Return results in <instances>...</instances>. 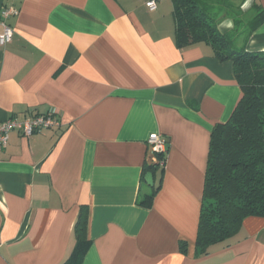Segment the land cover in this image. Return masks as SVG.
Returning <instances> with one entry per match:
<instances>
[{
    "label": "crops",
    "instance_id": "crops-1",
    "mask_svg": "<svg viewBox=\"0 0 264 264\" xmlns=\"http://www.w3.org/2000/svg\"><path fill=\"white\" fill-rule=\"evenodd\" d=\"M147 1L0 0L18 11L0 46V122L60 121L12 131L0 152V264H264V218L195 249L210 136L241 92L210 47H176L171 0L151 12ZM253 5L264 12V0L242 10ZM245 49L264 51V21ZM154 133L167 143L161 163ZM82 207L90 244L73 259Z\"/></svg>",
    "mask_w": 264,
    "mask_h": 264
},
{
    "label": "trees",
    "instance_id": "trees-1",
    "mask_svg": "<svg viewBox=\"0 0 264 264\" xmlns=\"http://www.w3.org/2000/svg\"><path fill=\"white\" fill-rule=\"evenodd\" d=\"M244 1L171 0L176 47H210L216 60L232 63L241 92L229 119L216 125L210 136L195 240L199 255L236 236L245 219L264 218V51L245 49L264 21V12L257 5L244 12ZM225 20L233 26L221 33L218 26ZM165 153L156 155L160 163ZM156 191L142 195L138 204L150 208ZM87 221L88 211L82 207L74 224L76 244L70 258L80 259L90 244Z\"/></svg>",
    "mask_w": 264,
    "mask_h": 264
},
{
    "label": "built area",
    "instance_id": "built-area-1",
    "mask_svg": "<svg viewBox=\"0 0 264 264\" xmlns=\"http://www.w3.org/2000/svg\"><path fill=\"white\" fill-rule=\"evenodd\" d=\"M163 0H148L145 7L148 11H154L157 3ZM18 11L14 8H3L0 10V46L4 47L11 42L12 30L7 24L9 17L16 16ZM60 127V121L52 114L35 115L19 121L16 118L0 122V152L3 151L8 142L9 134L17 130L25 137H30L35 133ZM148 146L153 155L162 154L166 151V141L158 134H151L148 137Z\"/></svg>",
    "mask_w": 264,
    "mask_h": 264
},
{
    "label": "clouds",
    "instance_id": "clouds-1",
    "mask_svg": "<svg viewBox=\"0 0 264 264\" xmlns=\"http://www.w3.org/2000/svg\"><path fill=\"white\" fill-rule=\"evenodd\" d=\"M244 7H248V5H247V4H245V5H244Z\"/></svg>",
    "mask_w": 264,
    "mask_h": 264
}]
</instances>
